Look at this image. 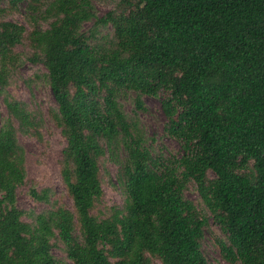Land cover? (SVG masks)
Here are the masks:
<instances>
[{
    "label": "trees",
    "instance_id": "16d2710c",
    "mask_svg": "<svg viewBox=\"0 0 264 264\" xmlns=\"http://www.w3.org/2000/svg\"><path fill=\"white\" fill-rule=\"evenodd\" d=\"M23 2L39 12L29 31L5 18ZM99 28L110 36L98 39ZM25 39L56 103L73 209L33 213L16 203L26 178L17 134L39 138L41 122L6 91L13 48ZM128 92L137 109L143 95L160 100L179 157L148 143L122 107ZM0 95V264H209L208 220L185 196L190 183L224 235V261L264 264V0H120L103 15L92 0H0ZM105 155L124 204L99 218ZM28 194L49 203L48 188Z\"/></svg>",
    "mask_w": 264,
    "mask_h": 264
},
{
    "label": "rangeland",
    "instance_id": "374dc122",
    "mask_svg": "<svg viewBox=\"0 0 264 264\" xmlns=\"http://www.w3.org/2000/svg\"><path fill=\"white\" fill-rule=\"evenodd\" d=\"M92 2L97 15H103L120 6V0H92ZM11 11L6 13L5 18L23 24L28 31L40 25L39 12L32 13L25 2ZM45 25L46 23H43V26ZM84 27L86 29L92 27V21L86 22ZM109 36V29H98V39ZM13 52L16 54V60L9 65L6 91L12 98L25 102L29 110L41 117L38 127L39 138L20 132L17 134L18 142L24 149L26 171L25 184L17 189V206L26 212L33 213L57 206L73 209L72 200L60 173L62 149L66 145V139L50 116V112L56 107V103L46 81V69L41 62L29 60L33 48L28 39L17 44L13 48ZM134 97L133 93L128 92L121 98L124 111L129 117L137 119L144 137L155 151L179 157L181 154L179 142L164 134L163 127L166 119L161 109L160 100L143 95L141 99L144 109H137L134 104ZM0 113L6 117L7 112L2 95H0ZM99 169L103 194L92 209V213L102 218L108 216L114 207H122L124 196L116 184L117 165L107 155L99 159ZM209 174L212 175L211 172ZM31 186H35L38 190L48 188L50 190L49 203L34 201L28 194ZM185 196L196 204L208 220L204 228L201 249L209 264H228L221 257L219 246L216 243V240L224 238V235L210 211L201 204L199 194L193 183L188 185ZM23 219L31 221L27 215L23 216ZM76 232L79 233L78 229ZM52 252L55 257L65 259L61 248L54 247ZM150 261V264H162L157 258L152 257Z\"/></svg>",
    "mask_w": 264,
    "mask_h": 264
}]
</instances>
